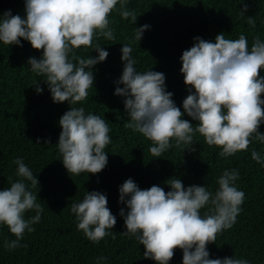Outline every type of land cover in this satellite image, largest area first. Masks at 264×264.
<instances>
[{
  "label": "clouds",
  "instance_id": "clouds-1",
  "mask_svg": "<svg viewBox=\"0 0 264 264\" xmlns=\"http://www.w3.org/2000/svg\"><path fill=\"white\" fill-rule=\"evenodd\" d=\"M129 0H24L25 16L13 15L11 9L0 14V43L21 45L29 41L35 49H42L40 58L29 57L30 70L43 77L54 103L67 101L71 106L60 118L61 131L56 143L61 161L69 174L99 173L108 163L106 146L111 143L110 127L105 119L84 107H74L88 98L93 87V66L103 62L109 53L94 43L103 36L115 40L109 26V14L117 10L123 19L135 24V10L127 8ZM239 15L245 16L249 7L243 3ZM119 5V8H117ZM247 23L255 27L253 16ZM150 25L134 30L135 41H140ZM195 43L182 52L180 72L189 94L182 108L166 90L165 74L160 71H137L131 44L121 48L123 70L115 82L114 95L124 97V108L129 122L126 125L151 141L149 151L161 157L175 141L176 146L194 150V135L200 134L208 145L219 146L221 157L247 151L252 141L264 145V39L253 37L251 46L241 33L238 39H228L221 32L215 41L194 37ZM92 48L98 55L81 57L77 49ZM36 92L43 89L34 81ZM123 85L120 87L119 85ZM187 114L197 121L195 127ZM39 143V139L37 140ZM48 143V141H45ZM251 157L264 167V153L255 149ZM16 175L19 179L10 187L0 189V225H7L16 239L5 240L8 250L22 246L25 232L34 231L41 219L43 207L37 202L39 185L22 157H17ZM237 169H225L217 178L218 187L210 191L204 184L185 186L181 179L170 178L166 192L159 185L141 189L129 177L119 186V209L126 230L123 235L135 238L144 246L143 256L156 264H169L174 249L182 250V264H251L244 258L225 256L210 258L207 245L216 235L229 229L241 212L245 193L238 189ZM30 182V183H29ZM106 194L87 191L81 201L71 204L76 227L85 237L99 243L106 236L115 239L111 231L117 222L107 206ZM207 208L202 215L201 209ZM34 210L35 215L25 218ZM97 264L107 257H97Z\"/></svg>",
  "mask_w": 264,
  "mask_h": 264
},
{
  "label": "trees",
  "instance_id": "trees-1",
  "mask_svg": "<svg viewBox=\"0 0 264 264\" xmlns=\"http://www.w3.org/2000/svg\"><path fill=\"white\" fill-rule=\"evenodd\" d=\"M243 3L249 5L244 17L239 15L241 0H129L127 8L138 15L135 24L130 18L123 19L117 10L109 14V26L116 39H94L109 55L93 66L94 83L88 98L72 105L99 115L110 127L111 143L105 148L108 163L96 174H69L61 161L56 145L61 131L59 118L71 106L67 101L54 103L43 77L30 70L28 58H40L42 49L33 48L23 38L21 45L0 43V189L19 179L14 161L22 157L37 175L39 185L32 190L37 192V202L43 207L40 221L33 225L35 230L25 232L20 247H4L5 240L16 237L7 225H0V264H97L100 256L107 257L100 264H156L143 256V245L122 234L126 226L119 209H127L119 202V186L131 177L141 189L155 184L167 192L170 186L166 181L179 178L185 186L204 184L215 191L217 178L225 169L239 171L236 186L245 198L233 226L218 233L215 242L207 245L210 258L234 255L251 264H264V167L251 157L253 149L264 153V145L254 140L247 151L221 157L219 146L208 145L196 133L194 150L176 146L172 140L170 149L161 157H153L149 151L151 141L126 126L129 117L124 97L114 95L115 82L123 70L121 48L124 43L131 44L137 71L163 72L166 90L173 93L172 99L183 112L182 101L189 92L180 72V56L195 43L194 37L214 42L221 32L228 39H238L243 33L249 46L257 35L264 39V0ZM8 9L13 15L25 16L24 0H0V14ZM247 15L253 16L255 27L247 23ZM143 24L150 28L139 42L135 41L134 30ZM76 51L85 58L98 55L83 46ZM259 74L264 75V69ZM34 81L42 92H36ZM261 96L264 98V93ZM182 118L193 123V127L198 124L186 113ZM259 130L264 132V124ZM93 190L106 194L107 206L116 215L117 222L111 229L115 239L106 236L94 243L76 227L71 204ZM206 211L207 208L201 209V214ZM34 215L35 211L29 210L25 218ZM182 255V250L175 248L169 264H182Z\"/></svg>",
  "mask_w": 264,
  "mask_h": 264
}]
</instances>
